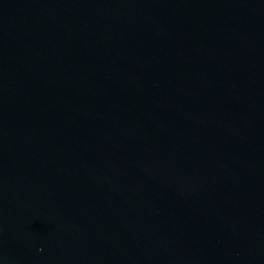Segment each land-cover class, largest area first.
Wrapping results in <instances>:
<instances>
[{"label":"water","instance_id":"water-1","mask_svg":"<svg viewBox=\"0 0 264 264\" xmlns=\"http://www.w3.org/2000/svg\"><path fill=\"white\" fill-rule=\"evenodd\" d=\"M0 264H264V0H0Z\"/></svg>","mask_w":264,"mask_h":264}]
</instances>
